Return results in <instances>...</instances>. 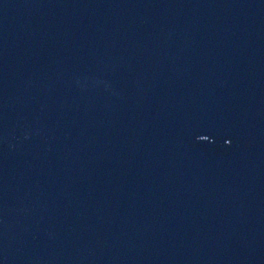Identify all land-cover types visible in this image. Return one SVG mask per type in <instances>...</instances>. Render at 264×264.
<instances>
[{
  "label": "water",
  "instance_id": "1",
  "mask_svg": "<svg viewBox=\"0 0 264 264\" xmlns=\"http://www.w3.org/2000/svg\"><path fill=\"white\" fill-rule=\"evenodd\" d=\"M0 264H264V0H0Z\"/></svg>",
  "mask_w": 264,
  "mask_h": 264
}]
</instances>
